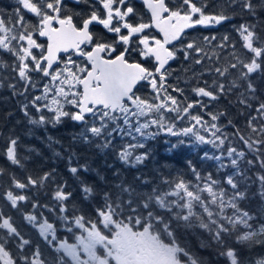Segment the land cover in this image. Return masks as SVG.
I'll return each instance as SVG.
<instances>
[{"label": "snow or ice", "instance_id": "obj_1", "mask_svg": "<svg viewBox=\"0 0 264 264\" xmlns=\"http://www.w3.org/2000/svg\"><path fill=\"white\" fill-rule=\"evenodd\" d=\"M139 2L0 8V103L16 101L0 116V200L30 203L37 236L0 209V264H264V0ZM16 114L50 158L9 128ZM57 126L79 130L65 145Z\"/></svg>", "mask_w": 264, "mask_h": 264}, {"label": "trees", "instance_id": "obj_2", "mask_svg": "<svg viewBox=\"0 0 264 264\" xmlns=\"http://www.w3.org/2000/svg\"><path fill=\"white\" fill-rule=\"evenodd\" d=\"M5 0H0V5H2L4 8L7 9V6H5L4 4ZM2 6H0V8H3ZM240 19L239 17H236L232 23H239ZM231 28V24H224L222 26H218L217 28L214 29V31L217 34H223L226 31H230ZM200 32H203V34H209L207 31L202 30V29H197L195 32H190L189 36H194L199 34ZM235 38V34H232ZM8 94L6 92L0 93V96H7ZM221 104L225 103V101H221ZM11 111V112H16V101L12 100L8 103H0V116H2L3 114H5L6 112ZM235 110L233 109V112ZM16 121H21V124L18 125L16 127V132L21 135L22 137V143L24 144H31L36 146L37 148H39L41 150V152L43 153V156L45 157H51V152H49L47 150V148L44 147V145L41 143L40 140H38L36 137L37 136H44V131L42 129H37L34 130L35 131V135L34 136H28L26 135L27 133V127H26V121L22 120V116L20 114H16L13 116L12 122L9 124V128H11L13 126V124H15ZM239 123L242 124V121H239ZM79 129L76 127H64V126H57V128L53 129L51 127H49L48 129V134L56 137L57 139L61 140L65 145L68 143V140L70 138V133L73 131H78ZM0 131H5L6 129H0ZM228 131H231V129L229 128ZM157 148V152L162 151L163 147H162V141L159 142V144L155 145ZM188 150L185 149H178L177 152H186ZM89 156L93 157V167H97V166H101L102 162L104 160V156L103 155H99V154H95V153H89ZM174 156L176 155L175 153L173 154ZM191 155V154H190ZM159 156V155H158ZM181 159H185V155L183 157H181ZM109 162H112V158L109 157ZM171 163L175 164V161H170ZM81 163H83V160L81 161ZM42 164H44V160L43 157H35L34 156V160L33 162H31L28 166L29 167H39ZM7 161H5L3 159L2 156H0V167H7ZM177 167H179V165H176ZM47 167H57L58 170L61 172V174L68 176L69 174L66 173L65 167H64V163L62 161L57 160L55 163L52 162L51 159H49L47 161V164L45 165V168ZM13 171L16 172L17 175L22 176L23 175V171L20 169H12ZM69 183V191H73L74 192V197L72 201H69V204L71 205L73 202H75L77 204V206L83 207L84 205H82L79 201L78 198V190L76 189V185L73 183V181L71 179H69L68 181ZM48 189H44L41 190L40 195L38 197L39 202L41 204L44 203H49L50 199L49 196L47 195ZM0 209L4 210L5 212H7L8 214L12 215L14 217V219L16 220L17 224L20 225L21 227V231L25 233L26 237H31L34 241L37 239L36 233L34 232L33 229H31L30 226H27L26 223L23 221L22 219V215L21 212H27V211H32L31 209V204H23L21 205V212H17L13 209H11L10 207L6 206V202L3 200H0ZM65 235V233L61 232V236ZM191 244L193 247V251L198 252V254L203 255V256H207L208 252L206 250H202L199 249L197 246V243L195 241L194 238L191 239ZM222 264V262H221Z\"/></svg>", "mask_w": 264, "mask_h": 264}, {"label": "flooded vegetation", "instance_id": "obj_3", "mask_svg": "<svg viewBox=\"0 0 264 264\" xmlns=\"http://www.w3.org/2000/svg\"><path fill=\"white\" fill-rule=\"evenodd\" d=\"M13 3H14V0H5V1H4V4H5V6H7V10H9V11L11 10L10 6L13 5ZM0 6H2V5H0ZM2 7H3V6H2ZM137 7L140 8L141 10H143V5L139 2V0H137ZM3 8H4V7H3ZM5 9H6V8H5ZM96 30H97V31L100 30L99 26L96 27ZM178 63H179V62H177L176 64H174L173 67H178ZM142 91H146V89H142ZM213 107H215V106H213ZM209 110H212V108H210ZM172 139H173V142H175V139H174V138H172ZM160 141H162V147H163V150L157 152V154H158L160 157H163V156H166V155H167V153L164 152V148L166 147V145L163 144V138H161ZM157 144H159V143H157ZM190 154H191V155H190ZM188 158L198 159V157H197V155H196V152H194V151H190V150L186 151L185 159H188Z\"/></svg>", "mask_w": 264, "mask_h": 264}]
</instances>
